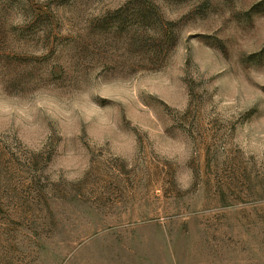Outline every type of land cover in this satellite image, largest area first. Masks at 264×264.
Segmentation results:
<instances>
[{
  "label": "rangeland",
  "instance_id": "rangeland-1",
  "mask_svg": "<svg viewBox=\"0 0 264 264\" xmlns=\"http://www.w3.org/2000/svg\"><path fill=\"white\" fill-rule=\"evenodd\" d=\"M0 264H264V0H0Z\"/></svg>",
  "mask_w": 264,
  "mask_h": 264
}]
</instances>
